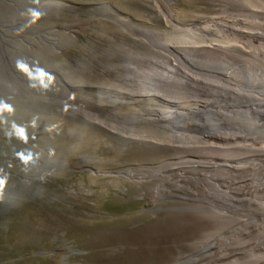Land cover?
I'll list each match as a JSON object with an SVG mask.
<instances>
[{
	"label": "rangeland",
	"instance_id": "rangeland-1",
	"mask_svg": "<svg viewBox=\"0 0 264 264\" xmlns=\"http://www.w3.org/2000/svg\"><path fill=\"white\" fill-rule=\"evenodd\" d=\"M168 1L0 0V178H5L0 264H190L184 259L201 248L206 234L218 231L215 214L184 209L190 200L180 199L193 195L187 189L189 174L184 172L180 182L151 174V166L165 162L177 148L128 147L122 137L65 109L69 101L63 92L82 99L85 105L76 102L78 108L88 110L91 103L108 119L110 105L92 101L84 91H118L121 73L130 72L135 80L142 78L127 94L155 101L126 99L127 123L152 119L162 124L153 125L157 131L173 130L163 127L167 123L204 130L202 118L193 116L202 111L184 112L176 120L159 115L161 106L174 110L166 100L176 101L175 83L181 86V107L191 92L199 100L204 96L186 63L175 61L188 56L166 53L170 41L161 34L176 33L178 25H183L180 31L202 26L206 15L214 14L206 9L221 6L217 0H170V8ZM29 8L42 13L35 23H29ZM166 20L172 25L164 27ZM223 55L205 51L196 56L235 64V56ZM104 99L118 104L111 93ZM162 188L165 196L159 197ZM191 189L206 190L195 183ZM203 196L192 201L205 206ZM215 201L214 208H222ZM231 204L228 212L234 210ZM214 248L211 254L198 253L196 264L233 257H222L223 250Z\"/></svg>",
	"mask_w": 264,
	"mask_h": 264
},
{
	"label": "bare ground",
	"instance_id": "bare-ground-1",
	"mask_svg": "<svg viewBox=\"0 0 264 264\" xmlns=\"http://www.w3.org/2000/svg\"><path fill=\"white\" fill-rule=\"evenodd\" d=\"M217 2L221 8H207L214 14L206 15L208 20L202 26H190L181 31L179 28L174 35L161 34L170 41V45L163 49L166 53L188 56L175 57V61L186 63V70L203 87L204 96L199 100L196 93L191 92L187 106L181 107V86L175 83L172 92L176 101L166 100L167 105H175L174 110L161 106L159 115L176 120L183 118L180 115L184 112L202 111V116L198 113L193 116L202 118L204 130L186 131L167 123L163 127L173 130L157 131L153 125L159 127L162 124L152 122V119L134 121L140 125L124 121L123 131L112 123L109 125L113 127L111 130L120 131L128 147L138 143L150 149L185 148L184 152L176 149L165 162L152 165L151 174L168 175L178 182L184 172L189 174L188 183L191 182L187 189L193 195L180 199L182 202L190 200L184 209L215 214L220 218V224L218 231L206 234L201 248L184 261L196 264L194 257L198 253L208 250L211 254L217 246L223 250L222 257L233 254L231 259L220 264H264V0ZM228 7L234 11L228 12ZM171 25L169 20L163 24L164 27ZM144 33L149 34L146 30ZM155 47L160 49L162 45ZM180 49H185L186 54H180ZM205 51L235 56L233 69L226 60L219 64L214 57L196 56L204 55ZM227 93H230L229 97ZM111 96L118 104L125 103L126 99L137 104L155 101L131 98L130 94L123 97L111 93ZM103 97L107 98L108 94ZM83 111L81 113L86 117ZM86 120L101 124L96 117ZM216 135L218 141L214 138ZM193 183L205 184V194L191 189ZM159 191L158 196L164 197L165 190ZM202 194L205 206L200 204L201 201H192V196L198 200ZM215 200L222 204V208H214ZM231 202L234 210L228 212ZM218 240L220 244L216 243Z\"/></svg>",
	"mask_w": 264,
	"mask_h": 264
},
{
	"label": "clouds",
	"instance_id": "clouds-1",
	"mask_svg": "<svg viewBox=\"0 0 264 264\" xmlns=\"http://www.w3.org/2000/svg\"><path fill=\"white\" fill-rule=\"evenodd\" d=\"M27 14L31 17V20L29 21V23H35L36 20H38L40 18V16L42 15L41 12H39L38 10H36L34 8H29L27 10ZM235 61H236V57H235ZM233 65L230 64L232 69H233ZM19 67L24 69L25 71H27V67L23 63H19ZM41 75H43V73H41ZM121 75H122V87L118 91H114V90L113 91H107V92H101V90H98V92H95V91H92V90L84 91V93H86L89 97H91L93 99L92 101L104 102V103L110 105V112L108 114V119L102 118L101 115H100V112L102 110H98V109L96 110L95 107L91 103H90V105H87V107H89V109L93 110L94 112L89 114V113H86L85 110H84L83 112L86 114V117H85L81 113V111L83 109L78 108L77 107V103H76V102H78L81 105H85V103L81 102L82 99L78 98V97H74L73 98V95L71 97L67 93L63 92V95H66L65 98L69 101V103L65 105V109H72L74 112H78L81 115H83L85 119H87L89 117H91V118L92 117H96V118H98L101 121V124H99V125L91 124L92 126H95L97 129H99L101 131L106 130L112 136H119V137L123 138V135L120 134L119 132L124 130L123 127H124L125 117H124L123 120L117 122V121H114L110 117V115H112V110H111L112 108H117V109L120 108L119 112H123V116H124V111H126L125 104L124 103H119V104H116V105L111 104V103L107 102L104 99L103 95L108 94V93H112V94H117V95H121V96L125 97L126 94H127L128 88L135 89L137 87L138 80L140 78H142V75L140 74L137 80H135L136 76H133V74H130V72L129 73H124V74L121 73ZM80 107H82V106H80ZM78 109H79V111H76ZM133 111L138 112L136 110V108H134ZM96 112H98V113H96ZM109 123H112L116 127V129H118L120 131L117 132V131H113V130L109 129L108 128V124ZM119 140H121V139H119ZM151 160H153V159H151ZM4 185H5V178H0V190L3 189Z\"/></svg>",
	"mask_w": 264,
	"mask_h": 264
},
{
	"label": "flooded vegetation",
	"instance_id": "flooded-vegetation-1",
	"mask_svg": "<svg viewBox=\"0 0 264 264\" xmlns=\"http://www.w3.org/2000/svg\"><path fill=\"white\" fill-rule=\"evenodd\" d=\"M168 3H171L170 4V8H172V3H173V1H168ZM179 26V28H181L183 25H178ZM162 34H166L167 36L168 35H174V34H176L175 32H171V33H162ZM180 51V54H186V50L185 49H180L179 50ZM112 110V115H110V117L114 120V121H121V120H123L124 119V116H123V112H118L117 110V108H112L111 109Z\"/></svg>",
	"mask_w": 264,
	"mask_h": 264
}]
</instances>
